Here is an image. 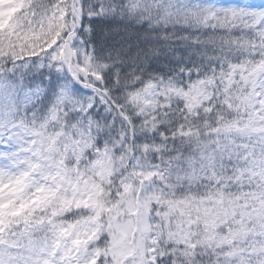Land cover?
I'll list each match as a JSON object with an SVG mask.
<instances>
[{
  "label": "snow or ice",
  "instance_id": "1",
  "mask_svg": "<svg viewBox=\"0 0 264 264\" xmlns=\"http://www.w3.org/2000/svg\"><path fill=\"white\" fill-rule=\"evenodd\" d=\"M0 264H264V0H0Z\"/></svg>",
  "mask_w": 264,
  "mask_h": 264
}]
</instances>
